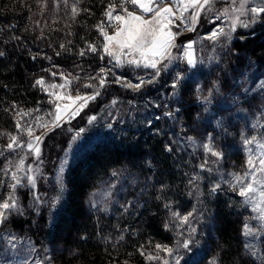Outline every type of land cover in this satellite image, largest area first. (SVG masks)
<instances>
[{
    "label": "rangeland",
    "instance_id": "rangeland-1",
    "mask_svg": "<svg viewBox=\"0 0 264 264\" xmlns=\"http://www.w3.org/2000/svg\"><path fill=\"white\" fill-rule=\"evenodd\" d=\"M164 3L171 5V0H164ZM240 3L241 0H235V3L233 0H211L209 5L199 10L194 25L192 16L198 9L189 8L183 13L182 21L177 11L180 5H171L175 12L171 25V31L177 34L175 47L170 49V57L159 62L158 74L143 64L139 67L126 62L117 65L107 55L98 67L73 68L72 71L55 68L56 74L46 84L48 94H53L50 95L52 116L38 118L17 135L19 143L15 149L27 150L12 161L4 173L0 203L14 195L19 209L10 210L0 225V264H80L71 260V254L62 249L64 245L52 241L54 238H47L45 230L48 223L54 221L64 201V180L69 166L81 149L103 139V130L124 127L120 124L136 117H152L153 113H148L158 110L161 112L155 116V121L164 118L159 129L170 146L200 159L211 178L216 180L215 185L223 184L233 195V200H238L244 212V256L250 264H264V220L259 218L258 211L253 210V203H246L245 198L238 194L240 185L235 182L236 176L244 177L245 185L251 182L253 172L247 163L250 157L257 163L256 174L259 175L258 157L264 154V147H261L264 145V58L249 59L248 50L243 53L237 46L231 47L232 42L249 39L250 50L259 41L264 44V38L259 39L264 34V14L253 22L250 12L240 14ZM256 6H264V0H248L246 9ZM125 7L140 14L134 5ZM116 14H123L120 4L113 13ZM146 18H151V13ZM237 18L235 31H232L233 21ZM115 24L114 20H107L106 32L109 35L114 33ZM257 25H260L261 35L253 30ZM221 29L230 34V38L229 35H220L215 40L208 38L213 31ZM189 43H192L195 67L189 66L185 58ZM102 54L105 55L104 52ZM122 59L126 61L132 57ZM101 77L105 79L103 87L99 84ZM141 81L143 84L139 89L125 86L128 83L140 84ZM174 82H177L176 88L172 87ZM51 85L57 87L52 88ZM96 92L99 95L90 100L78 115L65 117L59 127H52L56 105L71 102L67 98L57 100V95L75 98L77 95L93 96ZM191 99L195 103H191ZM183 110L185 114L180 116ZM186 117H190L189 124ZM77 123L83 124L77 128ZM90 126L94 130H89ZM27 129H31L32 136L27 134ZM37 136L41 137L39 157L28 147L29 143L36 146ZM253 138L252 144H245L246 140ZM204 144L220 152L222 159L206 152ZM13 173L19 178V184L12 178ZM29 176L35 179L34 188L28 183ZM136 177L123 172L102 185L91 200L93 210L106 215L115 214L120 207H136L137 198H132V192L143 184ZM257 199L253 196L254 201ZM33 209L39 212L38 215H34ZM24 212L33 216L25 231L12 230L10 225L5 227L15 216L22 217ZM185 216L189 217L187 223L182 222ZM42 217L45 224L41 230ZM172 217L177 237L173 246L148 249L136 258L113 260L108 264H217L210 246L214 237L211 216L198 205L178 211V215ZM246 227L251 230L250 235H245ZM185 242L188 243L187 248L183 246Z\"/></svg>",
    "mask_w": 264,
    "mask_h": 264
},
{
    "label": "trees",
    "instance_id": "trees-1",
    "mask_svg": "<svg viewBox=\"0 0 264 264\" xmlns=\"http://www.w3.org/2000/svg\"><path fill=\"white\" fill-rule=\"evenodd\" d=\"M121 3L0 0V189L11 162L27 150H9L10 138L17 137L38 118L52 116L46 84L56 74L55 68H94L105 61L100 26L107 30L105 12ZM259 26H253V30L261 35ZM262 37L264 34L259 39ZM250 43V39L236 41L231 47L237 46L243 53L248 50L249 59L264 58V44L259 41L250 50ZM90 45L97 51H91ZM41 79L43 87L36 84ZM190 101L195 103L194 99ZM160 112L151 111L148 114L153 113L152 117H136L120 124L124 127L103 130V139L79 151L65 175L64 201L54 221L48 223L46 237L64 245L62 249L75 262L108 264L136 258L157 245L173 246L177 237L172 216L200 205L211 216L214 237L210 246L217 264H250L243 253L244 212L238 200H233L223 184L212 192L216 180L206 165L170 146L159 129L164 118L155 121ZM190 121L186 117V123ZM89 130L94 128L90 126ZM123 172L143 181L132 192V198H137L136 207H120L115 214L106 215L93 210L91 200L96 192ZM38 213L34 210V215ZM27 214L15 216L5 227L25 231L33 217Z\"/></svg>",
    "mask_w": 264,
    "mask_h": 264
},
{
    "label": "snow or ice",
    "instance_id": "snow-or-ice-1",
    "mask_svg": "<svg viewBox=\"0 0 264 264\" xmlns=\"http://www.w3.org/2000/svg\"><path fill=\"white\" fill-rule=\"evenodd\" d=\"M211 0H171V5H180L177 8V11L180 12V17L183 21V13L188 11L189 8H196L198 11L192 16V24L194 25L198 19L199 10H202L205 6L209 5ZM248 0H241L239 12L241 15L247 14L250 12L252 14V20L255 22V18L261 14H264V6L251 7L246 9ZM235 3V0H233ZM131 4L140 10V14H137L134 11H129L125 5ZM169 4H165L164 0H122L120 5L123 14L113 13L116 11L114 7H110L108 11L105 12V16L109 21H115L114 33L109 35L108 32L104 30V26H100L101 35L104 37V42L102 44L103 52L105 55L111 57L115 60L117 65H122L123 63H128L139 67L143 64L146 68H152L159 72L158 64L161 60L170 57V49L175 47L176 33L171 31V25L173 24V18L175 17V12L173 7ZM73 12H76V8H73ZM151 13V18H146L147 14ZM237 20L233 21L232 31H235ZM244 26H247L246 24ZM189 30H192L189 28ZM220 35H229L225 34L223 30L213 31L209 39L215 40ZM90 50L95 52L97 51L96 46L90 45ZM192 43H189L186 46L185 58L189 66L195 67L196 60L193 58L192 52ZM3 55V53H0ZM83 55V53H81ZM132 57V59H127L126 61L122 58ZM138 57V58H137ZM103 58V57H101ZM159 58V59H158ZM101 71H104L103 69ZM37 85L41 87L44 86V81L37 80ZM99 84L101 87L105 84V79L100 78ZM143 84L141 81L140 84H131L128 83L125 86L129 88L139 89ZM91 87V85H88ZM50 87L56 88L57 85H51ZM173 88L177 87V82H174L172 85ZM49 95H53L49 93ZM99 95V92H96L93 96H82L77 95L75 98L71 96H61L57 95V100H63L67 98L71 102L69 104L61 106L60 104L56 105L55 119L52 122V127H59L60 121L65 117L74 118L79 114L84 107L87 106L90 100H94L96 96ZM79 102V103H77ZM91 119H95L92 117ZM47 126V125H44ZM27 134L32 136L31 129H27ZM255 138L251 140H246L245 144H252ZM37 144L35 147L29 143L28 147L33 151L37 157L40 155L39 143L41 142V137H35ZM18 139L15 136L10 138V143L7 145L9 150H14L15 146H18ZM206 152H209L212 156L217 157V159H222V154L220 152L214 151L209 144L203 145ZM261 147H264L262 145ZM249 165L250 172H253L251 176V182L246 185L243 183L244 177L236 176L235 182L240 185L238 194L241 197L245 198L246 203H253L254 211L260 213V219L264 220V154L258 157V166H259V175L256 174L257 163L250 157L247 161ZM21 166L23 161L20 162ZM19 170V169H18ZM31 171V169H29ZM63 171V169H61ZM12 178L16 180L17 184L20 183L19 178L13 173ZM28 183L34 188L35 179L32 176L28 177ZM220 185L217 184L212 188V192H215ZM15 188V185H13ZM253 196H257V200H253ZM38 199V198H37ZM18 204L14 195H10L8 200H5L3 203H0V225H3L4 221L7 219V213L10 210L17 209ZM178 215V213H174ZM191 215V214H189ZM189 217L185 216L182 218L183 223L188 222ZM194 232L195 229H192ZM251 230H245V235H250ZM185 248L188 247V243L185 242L183 245ZM159 248L160 246L157 245ZM171 251V250H168ZM149 259H151L149 257Z\"/></svg>",
    "mask_w": 264,
    "mask_h": 264
}]
</instances>
